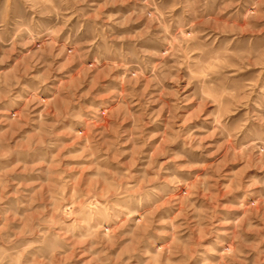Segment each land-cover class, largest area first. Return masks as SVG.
Listing matches in <instances>:
<instances>
[{
    "label": "rangeland",
    "instance_id": "374dc122",
    "mask_svg": "<svg viewBox=\"0 0 264 264\" xmlns=\"http://www.w3.org/2000/svg\"><path fill=\"white\" fill-rule=\"evenodd\" d=\"M0 264H264V0H0Z\"/></svg>",
    "mask_w": 264,
    "mask_h": 264
}]
</instances>
